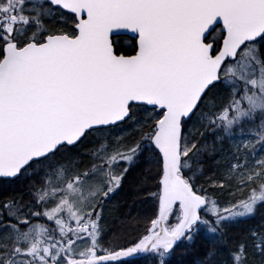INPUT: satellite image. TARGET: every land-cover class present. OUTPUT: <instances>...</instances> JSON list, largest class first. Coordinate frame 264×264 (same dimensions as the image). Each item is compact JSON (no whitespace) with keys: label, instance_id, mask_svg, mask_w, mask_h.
<instances>
[{"label":"snow or ice","instance_id":"obj_1","mask_svg":"<svg viewBox=\"0 0 264 264\" xmlns=\"http://www.w3.org/2000/svg\"><path fill=\"white\" fill-rule=\"evenodd\" d=\"M137 168L128 239L109 203ZM181 248L264 264V0H0V264Z\"/></svg>","mask_w":264,"mask_h":264},{"label":"trees","instance_id":"obj_2","mask_svg":"<svg viewBox=\"0 0 264 264\" xmlns=\"http://www.w3.org/2000/svg\"><path fill=\"white\" fill-rule=\"evenodd\" d=\"M126 48L127 44L121 46ZM141 168L134 169L128 175L127 180L124 182L122 187L117 190L115 200L110 204L109 209H114L111 213L110 220L115 226H119V220L114 219L119 217L121 219L126 218V235L128 239H132L135 236L139 235V232L132 229L128 231L127 229L131 228V225L139 223L141 227L143 226V218L145 216L146 210L151 207V204H144L142 201L145 199L144 194L139 192L138 178L140 176ZM259 222V216L252 218L247 221L245 225L241 227H247L255 225ZM205 246V242L202 238H198L196 241V249L202 250ZM194 255H184L183 249H178L177 254L173 259V264H181V261L184 264H192L194 261ZM134 264H144L143 258H136Z\"/></svg>","mask_w":264,"mask_h":264},{"label":"rangeland","instance_id":"obj_3","mask_svg":"<svg viewBox=\"0 0 264 264\" xmlns=\"http://www.w3.org/2000/svg\"><path fill=\"white\" fill-rule=\"evenodd\" d=\"M115 197H116V193L114 194V196L112 197V200L109 203V208H110V204L115 200Z\"/></svg>","mask_w":264,"mask_h":264},{"label":"water","instance_id":"obj_4","mask_svg":"<svg viewBox=\"0 0 264 264\" xmlns=\"http://www.w3.org/2000/svg\"><path fill=\"white\" fill-rule=\"evenodd\" d=\"M137 258H139V257H137Z\"/></svg>","mask_w":264,"mask_h":264}]
</instances>
